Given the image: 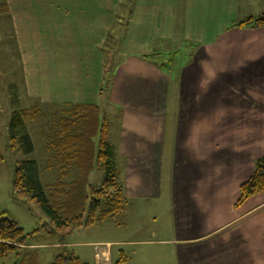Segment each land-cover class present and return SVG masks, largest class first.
I'll use <instances>...</instances> for the list:
<instances>
[{"label":"crops","instance_id":"0c3cea01","mask_svg":"<svg viewBox=\"0 0 264 264\" xmlns=\"http://www.w3.org/2000/svg\"><path fill=\"white\" fill-rule=\"evenodd\" d=\"M244 1L0 3L32 97L67 111L97 105L108 120L126 192L125 211L108 220L119 216L136 237L157 226L142 239L67 243L93 247L88 264L133 263L142 250L146 264H264V191L238 204L264 155V26H238L261 14L230 22L242 6L264 10V0ZM192 39L199 51L172 72L143 57ZM108 43L124 57L106 93ZM139 218L150 223L131 224ZM127 245L140 251L118 254Z\"/></svg>","mask_w":264,"mask_h":264},{"label":"trees","instance_id":"16d2710c","mask_svg":"<svg viewBox=\"0 0 264 264\" xmlns=\"http://www.w3.org/2000/svg\"><path fill=\"white\" fill-rule=\"evenodd\" d=\"M253 28L264 26V14L238 23ZM143 57L165 69L161 53H146ZM113 77V76H112ZM67 111V110H66ZM37 105L14 110L9 126L12 149L18 147L29 156L35 150L28 124L38 118ZM61 119L60 127L47 150L49 170H57L58 178L52 184L41 179L36 159L18 160L14 178L15 193L19 198L39 203L56 230L92 227L123 213L126 192L115 158V148L109 141V124L99 106L74 104ZM51 140V139H49ZM50 142V141H49ZM0 155V162L3 160ZM94 171L104 173L102 184L91 183ZM264 191V155L255 162L252 176L242 184L238 204ZM35 231L34 233H36ZM24 229L0 214V257L21 248L29 249L18 264H40L38 247H27ZM33 233V234H34ZM36 248V249H33ZM32 252V254L30 253ZM36 254V256L34 254ZM120 259L114 264H121ZM50 264H88L73 250H64Z\"/></svg>","mask_w":264,"mask_h":264},{"label":"rangeland","instance_id":"374dc122","mask_svg":"<svg viewBox=\"0 0 264 264\" xmlns=\"http://www.w3.org/2000/svg\"><path fill=\"white\" fill-rule=\"evenodd\" d=\"M6 1L7 0H0V3ZM128 3H130V1H128ZM245 9L246 7L242 6L238 11L235 10L234 17L230 22L233 20H241L251 14L257 16L264 14L262 13L264 10L258 8L252 11ZM1 16L2 15H0V17ZM198 43L200 44L201 41L196 43L192 39L190 42L180 41V43L163 44L159 45L160 47H157L155 52L161 53L162 57L165 58L163 62H165L166 70L172 72L174 68L176 69L179 66L191 62V54L198 52L201 47ZM114 46L116 50L112 52ZM121 46V44L114 45L113 43H108L105 46L107 76L105 78L104 90L106 93L111 84L116 66L119 65L124 57V54L120 51ZM20 55L19 45L16 38L13 36V29L10 23L0 18V155L4 158L0 162V214L5 218L16 221L19 226L24 229L23 234L26 236L27 244L41 243V245L27 246L38 247L37 258L40 264H50L55 260L56 256L64 250H73L75 253L82 254V260L86 263H89L93 259V247L84 246V244H75L74 247L72 246L70 248L67 246V243L104 239L128 241L135 238L142 239L150 237L148 233H152V229H157V226L152 228L153 226L149 224L145 227L144 225L146 223H150L148 219L139 218L131 220L132 225L137 227L144 226L141 235L136 237L135 235H138V233H134L137 229L131 230V228L128 227V223L125 227H118L116 222L118 223V221H121L119 216L116 218L117 221L106 220L89 228L81 227L59 231L56 230L39 203L19 198L16 195L14 178L18 160H23L28 157L36 159L39 163L41 179L45 184H52L58 178L57 170H49L47 168V160L51 156V153L46 147L50 145L52 139L55 138L58 133L61 123L60 118L67 116L65 115L67 111L61 110V107L43 103L32 97L27 82V71L26 68H24L25 61L19 58ZM110 56H113L112 59H110ZM35 105L39 107L40 113L35 121L28 124L29 131L34 140L35 150L31 155L26 156L19 147L15 150L12 149L9 126L14 110L30 108ZM116 116L115 113V120H112L114 122V131H117L116 129L120 125V121L116 119ZM104 176L103 172L94 171L90 176L91 183L96 186L102 184ZM123 222H125V220ZM160 224L161 220L157 225ZM35 231L37 232L34 233ZM120 248H123L127 254L133 256L136 255L137 251H140L135 246L127 245L117 247L118 254ZM139 249H141V247ZM28 250L27 248H21L12 251L7 256L0 257V264H18ZM30 253L32 254V252ZM139 253L142 258H144V254H147L145 250H142L138 252L135 262L131 263V261H129L127 264H146L139 259ZM34 255L36 256V254ZM154 262L159 264L162 263V260H155Z\"/></svg>","mask_w":264,"mask_h":264}]
</instances>
